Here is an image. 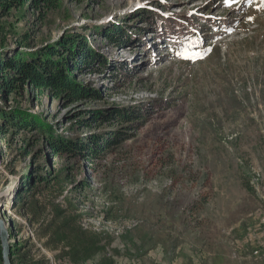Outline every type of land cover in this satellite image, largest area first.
Listing matches in <instances>:
<instances>
[{
	"label": "rangeland",
	"instance_id": "rangeland-1",
	"mask_svg": "<svg viewBox=\"0 0 264 264\" xmlns=\"http://www.w3.org/2000/svg\"><path fill=\"white\" fill-rule=\"evenodd\" d=\"M59 1L1 11L0 66L79 34L101 62L75 76L99 97L69 102L30 85L5 93L0 67V113L41 116L72 137H129L95 157L56 159L39 132L7 131L0 116L12 264L25 254L76 264L45 236L57 211L111 242L115 264H264V0ZM148 11L181 19L185 33L155 34ZM116 23L130 39L121 46L105 37ZM117 107L139 108L145 121L78 128ZM47 170L48 184H32Z\"/></svg>",
	"mask_w": 264,
	"mask_h": 264
},
{
	"label": "trees",
	"instance_id": "trees-1",
	"mask_svg": "<svg viewBox=\"0 0 264 264\" xmlns=\"http://www.w3.org/2000/svg\"><path fill=\"white\" fill-rule=\"evenodd\" d=\"M28 2H31L36 8L45 5L49 10L58 9L60 6L59 0H0V20L3 13L5 15L12 9H21ZM141 14V17H144V20L153 26V29L156 30L155 34L157 33L159 36L164 34L174 36L177 33L183 35L185 33L182 28L183 23L179 18H163L153 11L142 12ZM126 33L128 34V31ZM124 34L125 31L121 30L119 24L116 23L113 28L109 29L105 37L111 42L113 41V44L118 43L117 46H121L130 40L128 36L127 39L124 38ZM118 35L120 37L114 40L113 37ZM97 62H101V59L93 49L88 47L86 37L69 33L64 40L55 46H50L45 52L34 54L28 51L17 53L9 59H3L0 66L3 74L1 90L12 94L17 89L30 85L40 91L48 89L52 91L55 98H64L69 102L79 101L85 97L92 98V96L96 99L99 97L96 95L97 91L79 83L75 72L89 69ZM119 69L125 76L129 75L131 70L130 67L126 66L119 67ZM105 114L103 111H92L88 117L79 119L78 128L102 125L110 119L114 120L113 124L134 123L136 124L134 127L141 126L145 121L144 111L136 107H117L109 115ZM0 116L5 119L4 128L7 131L13 129L18 132H39L43 138V143L51 148L56 159H60L63 155L77 156L79 153H86L88 157H95L103 147L109 148L116 145L118 141L129 137L128 133L121 130H110L107 136H102L103 138H99L98 135L72 137L58 134L54 126L41 116L32 114L25 116L22 113H17L7 119L3 112L0 113ZM2 133H6V131ZM47 172L48 174H42L38 179H34L35 181L32 180V184L36 182L48 184L51 171L47 170ZM79 220V217L66 213L60 214L57 211L46 227L45 236L49 239V245L76 264L88 262L98 254L103 256L96 264H115L114 257L107 252L111 242L106 243L100 234L84 229ZM1 250L0 245V262L3 260ZM15 264H49V261L45 258H35L25 254L18 256Z\"/></svg>",
	"mask_w": 264,
	"mask_h": 264
},
{
	"label": "water",
	"instance_id": "water-1",
	"mask_svg": "<svg viewBox=\"0 0 264 264\" xmlns=\"http://www.w3.org/2000/svg\"><path fill=\"white\" fill-rule=\"evenodd\" d=\"M0 241L2 248L3 264H12L11 244L5 222L0 217Z\"/></svg>",
	"mask_w": 264,
	"mask_h": 264
}]
</instances>
